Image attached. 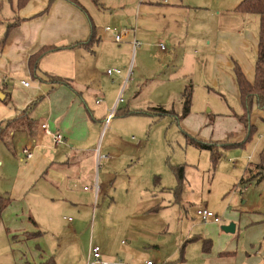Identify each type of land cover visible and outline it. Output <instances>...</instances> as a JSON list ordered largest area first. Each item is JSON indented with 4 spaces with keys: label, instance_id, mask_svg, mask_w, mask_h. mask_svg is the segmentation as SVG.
Returning <instances> with one entry per match:
<instances>
[{
    "label": "crops",
    "instance_id": "0c3cea01",
    "mask_svg": "<svg viewBox=\"0 0 264 264\" xmlns=\"http://www.w3.org/2000/svg\"><path fill=\"white\" fill-rule=\"evenodd\" d=\"M243 1L27 0L19 6V0H0V13L6 8L10 14V17H0V23L7 22L0 36V141H4L7 132L25 135L19 147L21 162L8 191H4L9 202L0 213V241L8 245L10 257L4 260L0 251V264H85L92 243L83 241L77 257L72 244H64L60 254L50 252L44 248V232L30 210L53 204L55 212L59 204L81 205L82 200L72 189L69 178L74 173L80 176L81 171L73 173L71 161L80 163L86 158L91 164L99 165L101 159H106L110 164V153H101L104 142L106 148L119 150L122 156L115 142L121 140L124 131L129 128L133 131L136 121L130 120L131 117H145L149 120L147 127L151 119L152 123H157L166 116L179 126L185 121L193 124L189 127L196 132L197 126H205V138L197 137L202 140L226 141L225 135L234 133L236 140L230 142L243 139V126L240 127L234 116L242 113L234 68L238 66L252 81L260 20L257 12L239 9ZM119 32L122 38L115 41L114 36ZM154 36L159 44V54L154 52L157 54L155 63L163 73L147 76L139 72L133 76L134 66L142 71L150 63ZM47 46L63 48L43 54L33 72L29 68V57ZM107 69L120 72L107 74ZM24 81L28 82L27 86L23 85ZM151 81L159 84L164 92L161 96L170 105L153 102L155 106L151 108L127 104L119 107L118 98L124 82H132L131 92L135 94ZM185 91L190 92V104L189 112L182 117L184 111L174 109L175 97H172L185 100ZM210 91L225 99L229 96L239 112L194 118L197 113H190L192 96L197 92L199 96H195V100H211ZM158 107L166 109V113L160 114L156 110ZM253 113L264 121V108L252 107V124ZM226 116L230 122L223 120ZM225 122L228 126H224ZM41 124H46L52 132L61 133L63 141L54 143ZM217 127L224 133L217 135L225 140L214 139ZM109 130L112 137L106 136ZM258 140L259 159L252 165L255 167L264 161V156L260 157L264 149V129L258 132ZM26 144H31L33 149L29 160L22 153ZM5 145L8 147V142ZM134 146L138 147L139 142ZM140 150L139 147V154ZM130 160L129 153L124 155L126 165ZM115 162L118 163L116 158ZM250 164L248 162L245 168H250ZM171 170L176 181L174 203H179L184 178L180 184L175 168ZM110 172L116 170L110 169ZM54 182H64L65 191L51 189ZM160 183L159 176L153 175V186ZM244 190L246 187L238 188L240 193ZM160 208V204L153 203L147 212L156 214ZM222 217H227L228 222L221 224V217L219 222L203 221L196 213V219L187 224L184 237L181 233L182 239H178L164 257L157 255L153 259L149 253L139 256V245L132 241L134 245L123 249L122 258L131 259L134 264H144L147 260L152 264H264V216L256 210L242 209L232 213L223 210ZM229 223L234 224L232 232L221 229ZM1 237L4 238L1 240ZM114 245L101 244L102 257L133 264L112 259Z\"/></svg>",
    "mask_w": 264,
    "mask_h": 264
},
{
    "label": "rangeland",
    "instance_id": "374dc122",
    "mask_svg": "<svg viewBox=\"0 0 264 264\" xmlns=\"http://www.w3.org/2000/svg\"><path fill=\"white\" fill-rule=\"evenodd\" d=\"M99 1L106 3L108 0ZM90 8L94 7L90 6ZM7 16L10 17V14L5 8L4 12L2 10L0 13V17ZM6 24V21L0 23V36ZM157 42L154 36L150 45V63L142 71L137 68V65L134 66L133 76L139 75V72L147 76L155 72L156 76H159L158 72L163 73L159 64L155 63L157 54L154 52L159 54ZM165 73L167 74V71ZM198 79H200L199 74L196 76V80ZM133 88L132 82L128 84L124 82L119 93V107L127 104L135 108H151L155 106L153 102L167 103L166 98L161 96L164 92L159 89L158 83L146 82L135 94L131 92ZM213 89L217 91L216 88ZM195 96L199 94L194 93L191 100L190 113H197L194 118L198 116L208 118V114L213 117L216 113L239 112V108L230 101L229 96L225 99L214 91H210L211 100L197 101L194 99ZM172 98H174L172 103L174 109L183 110L184 100L179 96ZM167 105L170 104L167 103ZM254 114H252V119L256 131L251 140L244 146H234L229 143V140H236L233 136L235 133L232 136L225 135L229 141L228 145H216L220 156L214 163L211 162L207 150L199 149L189 143L195 137L205 138V132H203V129H206L205 126H197L198 132H196L189 127L193 124L185 121L179 126L170 116H166L157 123H152L151 119L148 128L149 120L145 117H131L130 120L136 121L132 127L133 131L130 128L124 131L121 134V140L115 142L122 150V156H119V150L106 148V142H104L101 153H110L109 158H112L110 164L106 159H101L99 165L91 164L86 158L80 163L71 161L70 166L73 173L81 171L80 176L74 173L69 177L72 189L74 188L82 200H80L81 205L69 207L59 204L55 212L53 204L39 208L32 207L30 210L40 225L39 228L44 232L42 237L44 248L60 254L65 248H62L64 244H72L77 257L81 252V243L85 240L87 243L89 241V243L98 245L100 249L101 244L103 246V244L113 245L115 243L112 248V259L134 264L131 259L130 262L129 259L122 258L123 249H127L130 244L134 245L135 242L139 245V256L149 253L153 259L157 255L164 257L171 251V247L178 243V239L184 237L185 229L188 228L187 224L190 220L196 219L197 209L207 207L206 209L217 213L221 217V224L228 222L227 217H222L223 210L231 213L242 209L256 210L259 215L264 216V166L262 175L259 176L255 174L261 172V167H259L261 165L252 166L259 159L258 132L263 131L264 121ZM189 120L193 119L189 118ZM223 120L230 122L227 116ZM239 125L241 127V123ZM224 126H228L226 122ZM219 133L224 134L217 127L214 131V139L225 140L217 135ZM23 135L18 132L10 135L7 132L3 136L4 141H0V162L3 161L0 165V192L3 191L2 196L4 197H7L4 191H8L17 165L21 162L19 147L23 141ZM109 135L112 137L110 130L107 131L106 136L109 137ZM132 136L134 139L131 138ZM102 138L103 134L101 141ZM5 142H8V147ZM136 142H139L138 147L134 146ZM139 147L141 148L140 154L137 152ZM128 153L131 155V160L129 165H126L123 157L128 156ZM263 154L264 149L261 150L260 157ZM115 158L118 160L117 164ZM248 162H251L250 171L245 168ZM171 167L175 168V171L178 167L183 169L184 181L179 203H174L173 187L176 181ZM110 169H115L116 172L109 173ZM153 175L159 176L161 183L158 186H153ZM242 177L244 180L241 181ZM259 177L261 178L258 179ZM95 180L100 186L96 192L93 187ZM240 187H246V190L240 193L238 191ZM51 189L64 192L65 183L54 182ZM51 193L55 194V191ZM232 196H234L233 200H231ZM153 203L160 204L161 208L158 213L149 214L148 206ZM29 204L31 206V201ZM25 222L28 220L25 219ZM218 227L220 228V224ZM181 233H183L182 237ZM3 238L1 237V240ZM148 244L152 245L147 246ZM0 251L3 253L4 260L10 257V249L2 241H0Z\"/></svg>",
    "mask_w": 264,
    "mask_h": 264
},
{
    "label": "trees",
    "instance_id": "16d2710c",
    "mask_svg": "<svg viewBox=\"0 0 264 264\" xmlns=\"http://www.w3.org/2000/svg\"><path fill=\"white\" fill-rule=\"evenodd\" d=\"M27 0H19V6L24 4ZM239 9H242L243 11H253L257 12L259 14V30H258V50L256 55V60L254 64V77L252 81L248 80L241 69L238 66H235L234 73H235V79L238 86L239 91V100L240 105L242 107V113L240 115L234 114V116L237 117V120L242 124L244 129V137L241 141L236 142H229L225 141H211V140H202L199 138H192L190 143L195 145L196 147L200 149H205L210 152V159L211 162L214 163L220 156V152L217 151V146H224L228 145V142L232 145L239 146L243 145L245 143H248L253 134L256 131V127L254 124L250 121V116L252 112V107L255 105L258 109L264 108V0H244L240 6ZM63 47H56V46H47L44 48L39 49L37 52L32 54L29 57L28 63L29 68L34 72L37 68V62L39 58L45 54L48 51L60 49ZM190 91V90H189ZM184 108H183V115L184 117L189 112V104H190V92H184ZM157 111L160 112V114L166 113V109L162 107L156 108ZM0 130V135H1ZM1 138V137H0ZM217 145V146H216ZM264 156V154H263ZM261 165V172L257 175H262V168L264 166V161ZM248 171H250V168H247ZM176 178L178 182L181 184L184 178L183 169L182 167H178V169L175 171ZM259 177L258 179H260ZM9 202V199L2 196L0 194V213L2 209L6 206V204Z\"/></svg>",
    "mask_w": 264,
    "mask_h": 264
},
{
    "label": "built area",
    "instance_id": "2783aa9c",
    "mask_svg": "<svg viewBox=\"0 0 264 264\" xmlns=\"http://www.w3.org/2000/svg\"><path fill=\"white\" fill-rule=\"evenodd\" d=\"M106 29H109V27H107ZM121 38H122V32L116 33L114 36L115 41H120ZM119 72H120L119 69H107L106 70L107 74L119 73ZM22 83L25 86L28 85L27 81H24ZM41 127L46 134L52 137V141L54 143H60L63 141V136L61 133L50 131L48 127L46 126V124H41ZM32 150L33 149H32L31 144H26L25 146H23L22 153L26 160H29L31 158L32 153H33ZM93 187H94L95 192L99 189V185L96 180L94 181ZM196 213L203 221H206L208 219H212L215 222L220 221V218L216 214H214L212 211L206 208L197 209ZM152 263L153 262L151 260H147L144 264H152ZM85 264H123V263L121 261H112V260L104 259L101 254L100 247L98 245L91 244L88 249Z\"/></svg>",
    "mask_w": 264,
    "mask_h": 264
},
{
    "label": "water",
    "instance_id": "95a60500",
    "mask_svg": "<svg viewBox=\"0 0 264 264\" xmlns=\"http://www.w3.org/2000/svg\"><path fill=\"white\" fill-rule=\"evenodd\" d=\"M221 229H223L225 232H232L234 230V224L229 223L227 225H222Z\"/></svg>",
    "mask_w": 264,
    "mask_h": 264
}]
</instances>
